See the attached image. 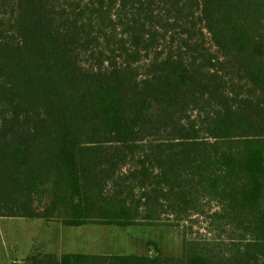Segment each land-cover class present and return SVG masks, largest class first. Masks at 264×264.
<instances>
[{"label": "trees", "instance_id": "obj_1", "mask_svg": "<svg viewBox=\"0 0 264 264\" xmlns=\"http://www.w3.org/2000/svg\"><path fill=\"white\" fill-rule=\"evenodd\" d=\"M202 196L227 255L27 261L264 264V0H0V218L129 227Z\"/></svg>", "mask_w": 264, "mask_h": 264}, {"label": "rangeland", "instance_id": "obj_2", "mask_svg": "<svg viewBox=\"0 0 264 264\" xmlns=\"http://www.w3.org/2000/svg\"><path fill=\"white\" fill-rule=\"evenodd\" d=\"M43 188L52 191L54 185ZM49 195L41 196V201L39 197L37 206L45 207ZM167 203L149 220L145 214L157 207L151 200L138 224L129 227L93 222L75 227L56 219L0 218V264H29L27 257L36 252L154 256L158 248L163 256L176 258L207 251L227 255L232 244H240L241 233L221 214L219 202L202 196L199 209L185 213L173 211Z\"/></svg>", "mask_w": 264, "mask_h": 264}, {"label": "crops", "instance_id": "obj_3", "mask_svg": "<svg viewBox=\"0 0 264 264\" xmlns=\"http://www.w3.org/2000/svg\"><path fill=\"white\" fill-rule=\"evenodd\" d=\"M38 220H39V219H38ZM32 254H33V253H32ZM32 254H31V255H32ZM52 254H53V253H52ZM60 256H61V255H60Z\"/></svg>", "mask_w": 264, "mask_h": 264}]
</instances>
